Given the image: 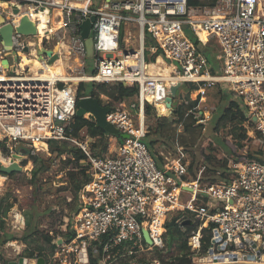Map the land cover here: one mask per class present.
Wrapping results in <instances>:
<instances>
[{"label": "built area", "instance_id": "obj_1", "mask_svg": "<svg viewBox=\"0 0 264 264\" xmlns=\"http://www.w3.org/2000/svg\"><path fill=\"white\" fill-rule=\"evenodd\" d=\"M96 2L0 0V161H14L25 170L24 165L32 166L29 155L49 154V140H65L83 151L89 174L77 191V205L55 217L45 231L54 244L45 264H89V248L100 252L98 264H166L156 256L138 257L153 248L166 249V223L173 220L181 226L186 218L194 225L187 238L191 263L195 256L210 263L264 262V163L246 159L242 149L228 159L226 176L210 182L203 178L205 165L190 176L181 149L179 156L158 167L144 140L145 105L157 112V104L165 103L170 85L177 82L196 83L200 99L207 87L225 88L243 111L242 121L253 125L248 135L257 132L264 140V0H217L214 5H189L187 0ZM92 16L88 57L81 24ZM22 17L33 22L34 32L18 30ZM127 24L138 25L136 44ZM185 24L201 46L216 39L221 73L212 70L185 33ZM5 26H10L9 44L1 34ZM147 37L151 52L161 57L154 61L158 68L145 58ZM47 50L55 54L51 62ZM36 57L40 66L34 69L30 61ZM55 61L62 73L49 70ZM83 81L138 88L128 103L110 104L106 120L127 137L100 156L90 151L93 137L70 134ZM9 216L13 228L23 225L21 211ZM204 229L210 236L202 251ZM14 243H19L17 238L5 246L15 247L17 259L27 258L20 264H36L39 256H25Z\"/></svg>", "mask_w": 264, "mask_h": 264}, {"label": "rangeland", "instance_id": "obj_2", "mask_svg": "<svg viewBox=\"0 0 264 264\" xmlns=\"http://www.w3.org/2000/svg\"><path fill=\"white\" fill-rule=\"evenodd\" d=\"M98 1L99 0H97L96 4H98ZM183 29L188 36L194 39L188 25H183ZM126 30L130 31L132 35H136L137 33L136 30L134 33L132 32V26L130 27L129 24L126 25ZM145 45L146 60L154 59V54L150 50L152 42L149 41L148 37L146 38ZM199 47L204 52H208L215 56L213 57V60L209 61L210 66L213 68L214 72L221 73L223 60L217 59L216 57V55L221 52L216 39L211 38L207 46L199 45ZM88 60L91 61V59ZM10 61L11 64L14 63L13 59H10ZM92 71L93 68L90 67L89 72ZM81 83V89L83 88L84 90L93 88L96 84L92 81H83ZM189 85L190 83L188 82H181L178 87L174 102L176 105L175 112L170 110L167 115L161 114L158 116V112L151 115H145L144 122L146 130L148 129L150 135L148 138L152 141L151 148L156 152L153 153V157L157 164L162 165L166 160H173L180 155L181 149L183 160L188 163L193 160L195 164L194 166L197 167L196 170H198L199 167L205 164L208 165L210 159L217 160L218 158H223L224 154L230 155L232 151L230 152L227 144L231 146L232 144L231 139L226 136V128L220 127L217 133L214 132L215 110L221 96L224 97V94L221 93V89H218V84L207 87L204 94L205 98L199 99L198 104L195 107H192L191 103L184 102L183 100L186 99V92ZM111 87L113 86H108V88ZM223 91L227 92L225 88ZM99 94L104 102L112 100L104 93L100 92ZM196 95L195 91H192V94L189 97L190 99H194L196 98ZM131 99H133V97ZM131 99H126L124 102L128 103ZM221 101L225 104L227 99L222 98ZM200 111L202 112L201 115L199 113ZM84 117L87 118L86 114H84ZM241 123L246 130L251 129L253 126L249 122L245 123L244 121ZM185 125L187 128H184ZM85 135L86 132L80 134V137L85 138ZM255 135L256 134H254L252 138H254ZM96 138L97 137H93V141H95ZM248 143L250 144L249 149H255L257 147V145L250 140ZM113 145H115L114 138L108 137V152L109 148H112ZM75 147H77L76 144L65 142L62 153L56 154L55 152L50 151L49 154L38 153L40 157L47 161L49 168L38 176L34 184L30 182L31 169H29L30 167L32 168L33 164L32 166L24 165L23 169L25 170L17 171L9 175H2L0 173V197L7 192H10L8 199L14 202L13 207L19 209L26 219H28V212H31V215H33L31 218V227H26L24 224L21 227L22 229L18 230L12 227V217L9 216L12 212L11 210H8L9 214L7 213L5 216L4 225L2 227L0 226V234L1 232L6 231L14 235L18 242H24L22 236L25 231L29 232L31 230H36L45 233V231L50 228V225L53 224L52 221L55 217L69 213L72 210V207L77 205L78 192L73 189L70 180V172L75 168L72 167L70 162H67L68 158L72 155L71 150ZM232 155L233 153L231 156ZM26 162L28 161L26 160ZM26 162L24 164H28ZM33 197L34 201H32ZM185 197H188L187 193L185 194ZM33 239L34 240L26 245L34 249V251H37L40 242L35 238ZM45 250L47 253V248H45ZM151 251L152 250L144 253L145 256H153Z\"/></svg>", "mask_w": 264, "mask_h": 264}, {"label": "trees", "instance_id": "obj_3", "mask_svg": "<svg viewBox=\"0 0 264 264\" xmlns=\"http://www.w3.org/2000/svg\"><path fill=\"white\" fill-rule=\"evenodd\" d=\"M189 5H214L217 0H187ZM211 38L207 41L206 45L210 42ZM197 47L199 48V45H201L200 41L197 39H194ZM146 50V48H145ZM144 50V53H145ZM203 51V50H202ZM205 56L207 57L208 61L213 60L212 54H209L208 52H204ZM155 55V53H153ZM146 58V56H145ZM154 59H149V61H153ZM213 70V68H212ZM95 82V81H92ZM96 84L93 86V88H90L88 90L81 89L82 83L78 85L77 88V98L85 95H91L96 97L100 103L108 104L111 103L120 102L124 100H129L137 93V85L136 84H123L122 82H114V83H106V82H95ZM190 83L188 90L186 92V99L189 103H191L192 107L197 106L198 101L200 99V95L198 94L195 99H190L189 94L192 91H195L198 88V85L193 82ZM114 84V85H113ZM112 85L113 87L108 88V86ZM218 89H221V93L224 94V97L221 96V99L217 105V108L215 110L214 118H215V125H214V132L217 133L218 129L220 127L227 129V137L231 139V145L227 144V147H229L230 152L232 151L233 155L239 152L242 149H245L246 155L245 158L248 160H256L259 162L264 163V140L261 138L259 133H255V137L252 138L247 134V130L241 125L243 122L242 120L245 118L244 113L239 107V104L232 100L230 98V93L223 92L222 88L218 85ZM104 93L107 95L111 101H102V98L100 97L99 93ZM222 98H226L227 101L224 104L222 102ZM176 111V108H174V112ZM154 108L148 104L144 107V114L145 115H151L155 114ZM74 120L71 125V131L70 134L74 137L79 138L80 134L85 133L86 135L90 137H97L95 141L90 142V151L95 156H100L103 154H106L108 152V146H107V138L112 137L116 142L122 141V137L119 134H109L106 133L102 128L97 127L95 124V121L92 119V117L86 118L83 115L79 116L75 113ZM251 123V122H250ZM184 128H187L185 125ZM149 132L148 129L146 130V136L144 138L145 143L150 150L152 156L153 153H156L152 150V141L149 139ZM251 141L252 143L256 144L257 147L255 149H249V143L248 141ZM68 141H55V140H49L48 146L50 152H55L56 154L63 152L64 143ZM231 153V154H232ZM71 156L68 158L67 162H70L73 169L72 172H70V180L72 182L73 189L75 191H78L82 184L89 179V174L87 173V166L83 164V160L85 159V154L83 151L75 147L73 150H71ZM230 155H223V158H218L217 160L210 159L209 164H205V170L203 172V178L204 180H208L210 182H214L220 179H223L226 176L227 170H226V163L228 159L231 157ZM28 159L32 161V168H31V177L30 182L35 183L38 176L45 172L49 166L46 160H44L42 157H40L38 154L35 155H29ZM155 160V159H154ZM26 160L23 162L25 163ZM156 162V161H155ZM158 167L161 165L157 164ZM193 160L188 163V173L191 176H194L197 172L196 168L194 166ZM219 172V173H217ZM14 173V172H12ZM9 173V174H12ZM8 174V175H9ZM10 192H7L6 194L2 195L0 197V226L2 227L4 225V218L8 212V210L13 206V201L9 200ZM32 201H34V197L32 198ZM75 207V205L72 207V209ZM32 216L31 212L27 213L26 219V227H31L32 223ZM190 227V228H189ZM189 228V229H188ZM194 229V225L190 224H183V225H176L173 220L166 223V231H165V238H166V244L167 248L164 250L152 249V255L156 256L158 258L163 259L166 264H189L191 263V252L189 250V246L187 244V238L190 234V231ZM209 236L210 231L209 229L203 230V242H202V251H205L206 247L209 244ZM16 238L14 235H12L9 232L3 231L0 234V245H2L6 240L8 239H14ZM33 238L37 239L40 242V245H38L37 251H34V249L28 247L26 245L23 254L27 257L32 256H42L44 258H47L49 256L54 248V244L51 241V237L43 232L39 231H25V233L22 236L23 241L25 244H28L30 241L34 240ZM45 248H47V253L45 252ZM88 255H89V264H98L99 258H100V252H95L92 248L88 249ZM139 259H145V254L140 255L138 257ZM0 263L6 264L7 260L3 257V255L0 254Z\"/></svg>", "mask_w": 264, "mask_h": 264}, {"label": "water", "instance_id": "obj_4", "mask_svg": "<svg viewBox=\"0 0 264 264\" xmlns=\"http://www.w3.org/2000/svg\"><path fill=\"white\" fill-rule=\"evenodd\" d=\"M93 16L90 18H87L83 21L81 24V35L85 38V45H86V53L87 56L90 57L92 54V31H91V24H92ZM18 30L22 31L24 33L28 32H34L35 27L33 22L28 20L26 17H22L20 20V24L18 26ZM1 34L7 44H9V34H10V26H5L1 29ZM39 51H44L42 47H40ZM46 53L50 56L49 62H51L55 58V54H51V51L47 50ZM180 82L175 83L174 85H170L168 89V95L165 98V103L168 104L169 108L174 111L173 104L175 102L176 97V91L178 87L180 86ZM110 110V105L100 103V101L91 95H85L79 97V99L76 102V114L79 116H84V114L89 113L92 115L93 120L95 121V124L97 127L102 128L106 133L109 134H119L122 138L127 137V134L125 133H119L118 129L112 125L110 122L106 120V114ZM161 114L158 113V116ZM253 120L255 118L253 117ZM22 152H26L25 150H21ZM21 166L16 162H11L8 165L2 164L0 161V173L3 175H8L12 172L21 171ZM182 224H192V220L190 218H186L182 220ZM144 239L147 243H150L151 240L148 236V232L146 229L142 230ZM264 258V256H263ZM87 260V257L85 256L84 261ZM27 258L26 257H19L17 260H11L8 262V264H20V263H26ZM36 264H45V258L42 256H39L36 259ZM189 264H264V262H251V261H221L217 263H210L207 262V259H202L198 257H193L192 263Z\"/></svg>", "mask_w": 264, "mask_h": 264}, {"label": "crops", "instance_id": "obj_5", "mask_svg": "<svg viewBox=\"0 0 264 264\" xmlns=\"http://www.w3.org/2000/svg\"><path fill=\"white\" fill-rule=\"evenodd\" d=\"M137 28V25L135 24V25H133L132 26V32L134 33V31L136 30L137 31V33H136V35H132L133 36V38L131 39V41H132V43H137V36H138V28ZM158 58V55H154V60L153 61H149V62H154L156 59ZM224 92V91H223ZM228 92V91H227ZM196 93V92H195ZM228 93H230V92H228ZM205 97H203L202 99H204ZM230 98H231V96H230ZM232 99V98H231ZM12 208V209H11ZM9 210H11V212L12 211H14V210H16L17 208H15V207H11ZM17 210H19V209H17ZM20 211V210H19ZM8 214H9V211L7 212ZM22 213V212H21ZM7 215V214H6ZM22 216H23V214H22ZM4 220H5V218H4ZM22 222H23V225L25 224L26 225V218L23 216V220H22ZM12 225V224H11ZM12 227H13V225H12ZM22 227V224H21V226L18 228V230H20V229H22L21 228ZM8 240H10V239H8ZM8 240H6V241H8ZM5 241V242H6ZM5 242L2 244V245H0V254L1 255H3V257L7 260V263L6 264H8V262L9 261H11V260H16L17 259V257H18V254L14 251V249H15V247H6L5 246ZM14 245L16 246V247H19L20 249H22V254H23V251H24V249H25V247H26V245H25V247L23 248V242L21 241V242H19V243H14ZM6 252V253H5ZM4 254H7V255H4Z\"/></svg>", "mask_w": 264, "mask_h": 264}, {"label": "bare ground", "instance_id": "obj_6", "mask_svg": "<svg viewBox=\"0 0 264 264\" xmlns=\"http://www.w3.org/2000/svg\"><path fill=\"white\" fill-rule=\"evenodd\" d=\"M137 28H138V25H137ZM138 38H139V34L137 36V41H138ZM157 61L158 62L161 61L160 56H158ZM30 62L32 63V67H34V69H36L40 66V61L37 59V57L34 60H31ZM151 67L152 68H158L157 62H153V64H151ZM49 70H51L52 72H61V73L63 72V68L61 67V64L58 61H55L49 67ZM76 82H77V79H76ZM156 107H157V112L160 114H163V115H167L171 110L167 103H159V104H157ZM190 225H193V222Z\"/></svg>", "mask_w": 264, "mask_h": 264}]
</instances>
